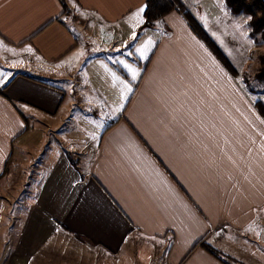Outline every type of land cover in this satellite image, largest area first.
Here are the masks:
<instances>
[{
	"label": "crops",
	"instance_id": "obj_1",
	"mask_svg": "<svg viewBox=\"0 0 264 264\" xmlns=\"http://www.w3.org/2000/svg\"><path fill=\"white\" fill-rule=\"evenodd\" d=\"M146 1L0 0V264H264L259 101Z\"/></svg>",
	"mask_w": 264,
	"mask_h": 264
},
{
	"label": "rangeland",
	"instance_id": "obj_2",
	"mask_svg": "<svg viewBox=\"0 0 264 264\" xmlns=\"http://www.w3.org/2000/svg\"><path fill=\"white\" fill-rule=\"evenodd\" d=\"M181 1L185 9L197 21L207 36L232 62L239 74V79L244 81L246 87H250L254 99L264 104V76H260V74L264 75V69L262 70L264 68V31L254 29L252 16L245 12L234 10L227 0ZM180 15L189 24L181 13ZM164 16L150 23V25L157 27V31L152 29L150 25L146 27V35L148 37L157 38L161 35L163 31L159 25L160 21H162L163 25L175 26L176 20L171 15ZM146 22L147 20L143 23L145 24ZM178 28L179 26L177 25V31L179 32ZM190 28L192 29L191 26ZM192 31L194 32L193 29ZM195 35L197 34L195 33ZM203 40L205 41V39ZM205 43L207 42L205 41ZM207 46L210 47L208 43ZM210 48L212 49V47ZM110 58L113 59V56H110ZM70 126L71 124L68 127L71 128ZM78 127L76 125L71 130H76L82 135L87 133ZM87 127L88 124L84 125V128ZM146 245L138 248V244L130 252L126 251L122 260L123 264L158 263L160 259L157 255L159 252L161 253L160 249L155 247L153 243H147ZM228 246L226 245V247Z\"/></svg>",
	"mask_w": 264,
	"mask_h": 264
},
{
	"label": "trees",
	"instance_id": "obj_3",
	"mask_svg": "<svg viewBox=\"0 0 264 264\" xmlns=\"http://www.w3.org/2000/svg\"><path fill=\"white\" fill-rule=\"evenodd\" d=\"M227 2L234 10L250 14L253 18L254 29L258 31H264V0H227ZM172 9H178V11L185 17V19L188 20L194 32L199 37L205 39L208 45L212 47L214 53L219 56L226 68L230 70L235 69L229 59L221 51V49L217 45H215V43L207 36V34L197 23V21L188 13L181 0H147L144 11L148 23H151L153 20L159 19L164 16ZM263 69L264 68H262V70ZM260 76L264 75L260 74ZM258 109L264 116V104L262 102H258ZM202 243L204 244V242L200 240L196 245Z\"/></svg>",
	"mask_w": 264,
	"mask_h": 264
},
{
	"label": "snow or ice",
	"instance_id": "obj_4",
	"mask_svg": "<svg viewBox=\"0 0 264 264\" xmlns=\"http://www.w3.org/2000/svg\"><path fill=\"white\" fill-rule=\"evenodd\" d=\"M140 11H143V9H141ZM121 63H123L122 61H121ZM125 67H128V65H125ZM131 71H132V73H133V78H135V75H136V72H135V70H133V69H130ZM129 91H131V89L129 88L128 89Z\"/></svg>",
	"mask_w": 264,
	"mask_h": 264
},
{
	"label": "water",
	"instance_id": "obj_5",
	"mask_svg": "<svg viewBox=\"0 0 264 264\" xmlns=\"http://www.w3.org/2000/svg\"><path fill=\"white\" fill-rule=\"evenodd\" d=\"M145 25H148V22H146Z\"/></svg>",
	"mask_w": 264,
	"mask_h": 264
}]
</instances>
